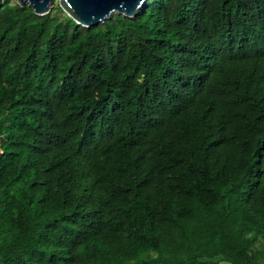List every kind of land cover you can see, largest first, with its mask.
<instances>
[{"label":"trees","instance_id":"16d2710c","mask_svg":"<svg viewBox=\"0 0 264 264\" xmlns=\"http://www.w3.org/2000/svg\"><path fill=\"white\" fill-rule=\"evenodd\" d=\"M0 264H264V0H0Z\"/></svg>","mask_w":264,"mask_h":264},{"label":"water","instance_id":"95a60500","mask_svg":"<svg viewBox=\"0 0 264 264\" xmlns=\"http://www.w3.org/2000/svg\"><path fill=\"white\" fill-rule=\"evenodd\" d=\"M62 10L76 23L93 26L104 21L112 12L131 16L144 0H57ZM27 3L34 13L49 11L55 0H17Z\"/></svg>","mask_w":264,"mask_h":264},{"label":"rangeland","instance_id":"374dc122","mask_svg":"<svg viewBox=\"0 0 264 264\" xmlns=\"http://www.w3.org/2000/svg\"><path fill=\"white\" fill-rule=\"evenodd\" d=\"M57 0H55V2H56Z\"/></svg>","mask_w":264,"mask_h":264}]
</instances>
